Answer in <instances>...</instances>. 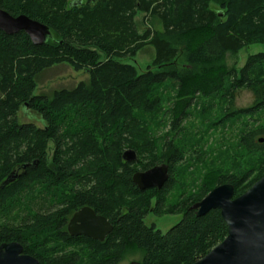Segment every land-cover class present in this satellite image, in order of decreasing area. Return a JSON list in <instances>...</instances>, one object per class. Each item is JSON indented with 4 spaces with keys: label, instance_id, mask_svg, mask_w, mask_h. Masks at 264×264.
I'll return each instance as SVG.
<instances>
[{
    "label": "trees",
    "instance_id": "16d2710c",
    "mask_svg": "<svg viewBox=\"0 0 264 264\" xmlns=\"http://www.w3.org/2000/svg\"><path fill=\"white\" fill-rule=\"evenodd\" d=\"M0 8L51 30L43 46L0 30V246L20 243L39 264H121L134 252L142 264H194L221 244L228 227L220 211L197 217L191 207L225 184L239 197L264 177V52L240 71L224 64L264 46V0H0ZM139 14L163 31L141 35ZM147 46L155 59L139 73L125 61ZM62 64L89 80L37 95L42 73ZM244 89L255 103L234 109ZM26 110L39 125L21 121ZM195 120L205 126L201 139ZM221 127L234 137L220 166L203 169L187 189L182 177L212 157L204 138ZM128 150L136 162L123 160ZM162 164L170 178L161 191L134 184L137 172ZM182 165L195 170L180 174ZM177 186L184 201L166 214L181 221L166 234L147 226ZM85 207L113 225L104 242L69 234Z\"/></svg>",
    "mask_w": 264,
    "mask_h": 264
},
{
    "label": "water",
    "instance_id": "95a60500",
    "mask_svg": "<svg viewBox=\"0 0 264 264\" xmlns=\"http://www.w3.org/2000/svg\"><path fill=\"white\" fill-rule=\"evenodd\" d=\"M0 30L7 35L24 32L35 46H43L51 38L48 26L25 15L14 17L1 8ZM137 158L133 150L123 154V160L127 163L136 162ZM16 177L12 174L4 185ZM169 178V166L162 164L137 172L133 182L141 191H161ZM191 210L197 217L218 210L228 227L227 238L194 264H264V177L239 197H235L232 185L219 186L194 204ZM113 229L105 217L97 215L90 207L76 212L68 224V232L72 237L84 236L99 242H104ZM0 264H39V261L24 254V247L20 243H10L0 246ZM129 264L142 263L134 261Z\"/></svg>",
    "mask_w": 264,
    "mask_h": 264
},
{
    "label": "rangeland",
    "instance_id": "374dc122",
    "mask_svg": "<svg viewBox=\"0 0 264 264\" xmlns=\"http://www.w3.org/2000/svg\"><path fill=\"white\" fill-rule=\"evenodd\" d=\"M211 7L217 9L219 8V5L213 3ZM136 26L141 35L146 30L149 29L153 32L161 33L163 31V26L161 22H159L156 19H151L149 17L146 18L144 14L138 15V17L136 18ZM261 52H264V46H250L248 48L243 49L236 56L227 55L224 64L228 70L240 71L244 68L250 56L259 54ZM155 54L156 53L154 48L147 46L143 50H141L136 55L135 58L128 59L125 62L136 67L139 73H143L152 65L155 59ZM183 60L184 58L181 57L178 63L181 64ZM88 80H89V76L87 73L83 71L77 72L74 70L73 67H71L68 64L58 65L42 73L38 84L39 86L37 90V95L51 96L56 91L72 90L76 88L80 83L87 82ZM254 103H255L254 92L251 89H244L236 92L233 108L237 110L248 109L252 107ZM31 115L32 114L28 110L21 111L19 114L21 121L24 122L33 121L34 123L39 125V123H37L36 120H33V116L31 117ZM194 123L196 124L195 130L192 131L194 137L197 139H201L199 133L201 130L204 132L205 126L204 125L202 126L199 120L198 121L195 120ZM233 132L234 131L232 130V128L223 129L222 127L220 129H213L212 131H210L209 135H207L204 138V141L206 142L205 151L212 152L213 153L212 157H204V160H206V162L203 160L205 163L201 164V167L195 171V176L191 178L182 177L181 179L182 182L180 184L185 183L186 184L185 187L191 190L193 189V187H191L193 185L190 183L194 181L198 173L199 175H203L204 174V172L202 171L203 169L207 170L208 168L210 167L212 168L214 166L219 167L220 166L218 163L219 153H221V151L223 152L226 151V149L230 147L231 140L234 137L232 135ZM225 140L227 142H224ZM222 147L224 148L223 150ZM185 168H186V176H189L195 170L194 166L190 165L187 167V165H182L179 167L178 172L181 174V171ZM139 172H144V171H139ZM166 195H167L166 202H164L165 207L162 209L163 213L162 212L161 214L151 213L145 220L147 226L150 227L154 225L156 229L160 230L164 234H166L170 229L175 227L183 217L182 215H168L166 214L167 210L172 208L177 203L184 201L183 199L180 200L181 193L178 189V186L172 189H168ZM186 196H188L187 193ZM156 202H157L156 199L152 201L153 207L156 206L157 204ZM74 249L75 248L73 247H68L66 248V251L72 252L74 251ZM140 260H141V255L138 252H134L128 255L127 258L121 264H129L131 262L140 261Z\"/></svg>",
    "mask_w": 264,
    "mask_h": 264
},
{
    "label": "flooded vegetation",
    "instance_id": "af4514ba",
    "mask_svg": "<svg viewBox=\"0 0 264 264\" xmlns=\"http://www.w3.org/2000/svg\"><path fill=\"white\" fill-rule=\"evenodd\" d=\"M72 218V217H71ZM71 220V219H70ZM69 224V223H68ZM68 227V226H67ZM82 237H84V236H82ZM85 238H87V237H85ZM93 240V239H92Z\"/></svg>",
    "mask_w": 264,
    "mask_h": 264
}]
</instances>
